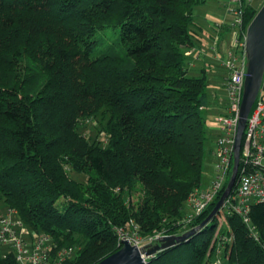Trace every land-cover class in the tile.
I'll return each mask as SVG.
<instances>
[{"label": "trees", "instance_id": "1", "mask_svg": "<svg viewBox=\"0 0 264 264\" xmlns=\"http://www.w3.org/2000/svg\"><path fill=\"white\" fill-rule=\"evenodd\" d=\"M241 1L245 32L264 0ZM206 2L0 0V201L70 250L64 264H98L130 223L142 238L183 233L174 224L205 166L207 80L189 75L186 53ZM93 121L100 144L79 133ZM248 216L253 232L239 215L219 228V215L146 264H210L219 245L227 264H264V202Z\"/></svg>", "mask_w": 264, "mask_h": 264}, {"label": "built area", "instance_id": "2", "mask_svg": "<svg viewBox=\"0 0 264 264\" xmlns=\"http://www.w3.org/2000/svg\"><path fill=\"white\" fill-rule=\"evenodd\" d=\"M241 0H232L234 4L230 10L234 16L232 27L237 30L235 36V50L225 53L221 61L226 70V90L229 96L226 115L216 119L220 128V135L216 140V152L218 162L215 165L216 177L206 190L196 191L191 196L187 205L189 212L185 213L182 221L174 226L182 225L181 231L187 232L188 225L196 217L209 208L212 210L227 188L234 167V144L240 119V107L242 102L244 81L247 75V58L245 52V32L242 31L243 11ZM191 51L186 55L190 57ZM264 202V76L254 105L247 119L243 133L239 164L233 188L225 200L218 216L219 228L222 227L226 216L239 215L248 225L251 232L255 229L249 220L250 208L254 203ZM216 217V218H217ZM15 216V212L8 210L0 216V249L9 248L7 253H1L5 258L12 253L17 264H64L72 254L70 250H56L48 235L40 234L28 239L30 235ZM129 230H120L119 245L129 242L132 246L145 247L155 245L162 237L169 236L163 231L142 238L138 234V228L133 226ZM255 234V233H254ZM255 239H258L255 234ZM223 243H229L230 239L222 238ZM210 264H227L222 245H219L210 259Z\"/></svg>", "mask_w": 264, "mask_h": 264}, {"label": "rangeland", "instance_id": "3", "mask_svg": "<svg viewBox=\"0 0 264 264\" xmlns=\"http://www.w3.org/2000/svg\"><path fill=\"white\" fill-rule=\"evenodd\" d=\"M252 1L251 4L254 7H259L262 3V0H250ZM239 5H242V1H238ZM212 4V3H211ZM216 5L215 2H213ZM209 2H206L204 5L198 6L195 10L198 12V23L203 27L201 31V38L203 40V47L202 50H206V55L204 54L201 60L197 63L195 67H192L193 64L190 65L189 75L193 77H199L203 74L206 75L207 80V87H206V95L204 99V104L201 109L202 116L205 121V129L206 133V142H205V166L203 170V178L201 184V190H206L210 187L212 181L216 177L215 173V165L218 162L217 152H216V140L219 137L220 133V126L217 123L216 119L220 116L226 115L227 112V105L229 103V96L226 90V77L227 73L226 70L221 66L220 61L215 57L218 53L211 50L213 46V39H212V32L207 25V20H205L206 16V9L208 8ZM234 4L229 5V9L233 8ZM221 7L224 9L223 5ZM260 9V7H259ZM234 23V16L230 12H226V22H225V29L222 33V40L228 48L231 50H235V36L237 30L232 27ZM215 35V34H214ZM222 45V41L220 42ZM192 51V50H190ZM200 51L198 50V53ZM193 53V51H192ZM204 53V52H203ZM189 62H194V57L188 58ZM94 122V123H93ZM87 122L86 124L80 126L79 133L86 135V137L90 140V142H98L103 141L104 139L99 136V126L97 122ZM73 178L76 180H83L82 177L73 175ZM138 194H134L132 196L133 202L137 201ZM8 211L7 207L0 201V216H3ZM184 212H189L188 205H184ZM211 225V224H210ZM28 229L26 226H24ZM30 235L28 239L35 237L36 235L33 234L28 229ZM9 248L2 247L0 249L1 253H7ZM183 251V248H179L177 252Z\"/></svg>", "mask_w": 264, "mask_h": 264}, {"label": "water", "instance_id": "4", "mask_svg": "<svg viewBox=\"0 0 264 264\" xmlns=\"http://www.w3.org/2000/svg\"><path fill=\"white\" fill-rule=\"evenodd\" d=\"M244 49L248 64L240 107L239 125L234 144L233 174L227 188L214 208L199 226L187 232L180 235L164 236L155 245L140 248L132 246L129 242L125 241L117 252L106 257L98 264H146L156 254L184 243L214 222L233 188L239 164L243 133L264 76V3L246 28Z\"/></svg>", "mask_w": 264, "mask_h": 264}, {"label": "crops", "instance_id": "5", "mask_svg": "<svg viewBox=\"0 0 264 264\" xmlns=\"http://www.w3.org/2000/svg\"><path fill=\"white\" fill-rule=\"evenodd\" d=\"M231 1L232 0H207V2H209V5H207L208 8L206 9V16L204 19L207 20L206 23L212 32L211 37L213 39L214 44L211 47V50L218 53L215 57L220 61V63L223 60L225 53H227L228 51H232L222 40L223 38L222 33L225 29L226 12L231 13V10L229 9V5ZM213 2H215L216 5H214ZM221 5H223L224 9L221 7ZM198 15H199L198 12L195 10L194 20L196 27L194 28V32L198 42L195 48L192 49L193 53L190 56V57H194V62L193 63L190 62V64H193L192 67H195L197 63L201 60L202 56L204 54L205 55L207 54L205 52L206 50L201 49L203 47V40L201 38V31L203 30V27L197 21ZM221 41H222V45L220 43ZM198 50L200 51L199 53Z\"/></svg>", "mask_w": 264, "mask_h": 264}]
</instances>
